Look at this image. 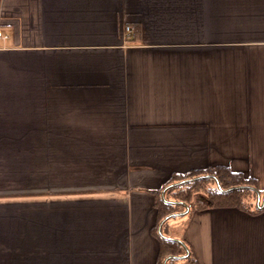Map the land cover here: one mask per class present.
<instances>
[{
    "label": "crops",
    "instance_id": "crops-1",
    "mask_svg": "<svg viewBox=\"0 0 264 264\" xmlns=\"http://www.w3.org/2000/svg\"><path fill=\"white\" fill-rule=\"evenodd\" d=\"M0 30V264H157L173 174L264 191V0H0ZM179 217L197 264H264V208Z\"/></svg>",
    "mask_w": 264,
    "mask_h": 264
},
{
    "label": "trees",
    "instance_id": "trees-1",
    "mask_svg": "<svg viewBox=\"0 0 264 264\" xmlns=\"http://www.w3.org/2000/svg\"><path fill=\"white\" fill-rule=\"evenodd\" d=\"M203 175L215 176L224 191L219 189L215 179L204 178L180 185L178 187L170 188L165 192L167 200L181 202L183 204L171 205L164 201L162 192L169 185ZM244 186H254L258 188L254 180L247 179L241 174L233 173L224 167L210 168L202 171H192L185 174H173L163 187L159 191L155 192L157 194L156 207L158 210L156 235L160 239V251L157 264H163L165 259L169 256L180 257L187 254L185 247L179 242L167 240L159 235L158 228L167 216L174 213L184 212L187 207L190 208V215L193 211L203 209L208 206L237 207L252 213L261 212L262 209L257 208V193L251 189L239 188ZM198 193L205 194L206 199L196 200L195 196ZM263 193L264 191H262V194ZM175 218L176 217H173L164 223L162 231L165 236H167L166 228L169 225L170 220ZM179 262H182V264H197L191 252L186 259H171L167 262V264H177Z\"/></svg>",
    "mask_w": 264,
    "mask_h": 264
},
{
    "label": "water",
    "instance_id": "water-1",
    "mask_svg": "<svg viewBox=\"0 0 264 264\" xmlns=\"http://www.w3.org/2000/svg\"><path fill=\"white\" fill-rule=\"evenodd\" d=\"M204 178H213L217 181V184H218V187L220 190L224 191L220 185V182L215 178V176L213 175H203V176H199V177H196V178H193V179H188V180H184V181H181V182H178V183H174L172 185H169L163 192H162V197L164 199V201L168 204H171V205H175V204H183L181 202H175V201H171V200H167L166 197H165V192L170 189V188H173V187H178L180 185H184L186 183H190L192 181H196V180H200V179H204ZM241 189H251L253 191H255L257 193V208L259 209H263L264 208V193L262 194V192L254 187V186H244V187H239ZM190 212V208H186V210L184 212H179V213H174V214H171L169 216H167L163 221L162 223L160 224L159 226V229H158V233L159 235L162 237V238H165L167 240H171V241H177L179 242L181 245H183L187 251V254L184 255V256H180V257H175V256H169L168 258L165 259L164 263L163 264H167V262L171 259H186L189 254H190V251L188 249V247L186 246V244L179 240V239H175V238H170V237H167L163 234V231H162V228H163V225L166 221H168L169 219L173 218V217H179V216H185L186 214H188Z\"/></svg>",
    "mask_w": 264,
    "mask_h": 264
},
{
    "label": "rangeland",
    "instance_id": "rangeland-1",
    "mask_svg": "<svg viewBox=\"0 0 264 264\" xmlns=\"http://www.w3.org/2000/svg\"><path fill=\"white\" fill-rule=\"evenodd\" d=\"M195 199H197V200H198V199H200V200H201V199L205 200L206 197H205V194L198 193V194H196ZM179 218H180V217H177V219H172V221H173V220H179ZM177 264H182V262H179V263H177Z\"/></svg>",
    "mask_w": 264,
    "mask_h": 264
},
{
    "label": "built area",
    "instance_id": "built-area-1",
    "mask_svg": "<svg viewBox=\"0 0 264 264\" xmlns=\"http://www.w3.org/2000/svg\"><path fill=\"white\" fill-rule=\"evenodd\" d=\"M125 32H126V34L130 35L131 34V29L129 27H127ZM1 38H6V37L3 36L2 31L0 30V39Z\"/></svg>",
    "mask_w": 264,
    "mask_h": 264
}]
</instances>
